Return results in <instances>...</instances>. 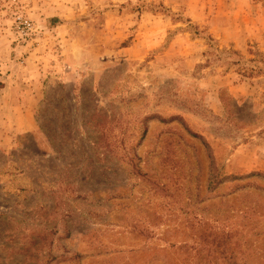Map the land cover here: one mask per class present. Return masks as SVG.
<instances>
[{
	"label": "rangeland",
	"instance_id": "rangeland-1",
	"mask_svg": "<svg viewBox=\"0 0 264 264\" xmlns=\"http://www.w3.org/2000/svg\"><path fill=\"white\" fill-rule=\"evenodd\" d=\"M249 50L264 0H0V264H264Z\"/></svg>",
	"mask_w": 264,
	"mask_h": 264
},
{
	"label": "crops",
	"instance_id": "crops-1",
	"mask_svg": "<svg viewBox=\"0 0 264 264\" xmlns=\"http://www.w3.org/2000/svg\"><path fill=\"white\" fill-rule=\"evenodd\" d=\"M6 65V64H5ZM7 66V65H6ZM6 74L8 75L6 77V81L8 83H15V84H23V83H27L28 82V75L25 74V75H22L20 77H15L14 73H10V71L14 70V67H11L10 63L8 65V68L6 69ZM9 71V72H8ZM9 84L6 85V87L4 88L5 90H9ZM9 92V91H8ZM7 100V99H6ZM34 100H39V97L38 98H31L30 99V103L29 104H26L24 103L22 106L19 105L18 103L14 102V103H11L9 101H6L5 104L6 106H10L12 107L11 109L14 110V114L11 112V111H7L8 113V116H5V119L9 120L11 119V121L14 123V125H17L18 122H19V119H18V114L16 113H19L20 116H22L25 120H23L21 123H23V127H15V129H13L16 133V135H19V134H24V133H33L36 129H35V126L33 125V123L31 122V119L29 120V115L32 113V108H33V103L32 101ZM28 120V121H27ZM5 134V133H4ZM6 138H8V135L5 134Z\"/></svg>",
	"mask_w": 264,
	"mask_h": 264
},
{
	"label": "trees",
	"instance_id": "trees-1",
	"mask_svg": "<svg viewBox=\"0 0 264 264\" xmlns=\"http://www.w3.org/2000/svg\"><path fill=\"white\" fill-rule=\"evenodd\" d=\"M248 54L252 55V58L247 60V63L250 64L248 68L242 67L243 64L241 61H237L233 63L236 67L235 73L238 77H244L248 79H252L255 77L264 76V53H260L258 51H247ZM239 57L242 58V55L238 52H235ZM234 100V99H232ZM236 101V100H235ZM237 103V101H236Z\"/></svg>",
	"mask_w": 264,
	"mask_h": 264
}]
</instances>
